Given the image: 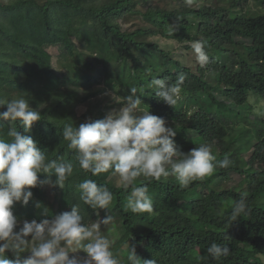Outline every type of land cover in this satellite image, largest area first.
Returning <instances> with one entry per match:
<instances>
[{
    "label": "trees",
    "instance_id": "16d2710c",
    "mask_svg": "<svg viewBox=\"0 0 264 264\" xmlns=\"http://www.w3.org/2000/svg\"><path fill=\"white\" fill-rule=\"evenodd\" d=\"M199 39L209 55L203 67L187 44ZM181 73L186 79L175 106L148 87L153 78L172 83ZM132 87L142 109L176 130L181 152L209 142L217 160L232 161L186 188L171 176L138 177L136 186L148 185L153 213L125 211L130 189L119 186L111 169L97 176L80 169L62 137L65 124L78 127L118 111ZM20 95L33 110L44 105L41 120L28 132L19 121L0 120V132L15 127L48 160L62 157L73 166L62 189L38 184L29 189L27 206H13L20 226L79 205L87 225L114 217L102 230L121 264L127 242L142 261L156 264H264V0H0V98ZM84 179L112 192L107 210L80 201L77 185ZM244 193L247 212L234 219ZM213 242L226 244L230 254L211 258Z\"/></svg>",
    "mask_w": 264,
    "mask_h": 264
},
{
    "label": "clouds",
    "instance_id": "9594fccd",
    "mask_svg": "<svg viewBox=\"0 0 264 264\" xmlns=\"http://www.w3.org/2000/svg\"><path fill=\"white\" fill-rule=\"evenodd\" d=\"M197 63L203 67L209 62L204 39L187 42ZM186 76L181 73L175 82L167 78H153L148 87L166 105L175 106L181 99L182 84ZM131 95L122 99V107L111 111L103 119H88L78 127L65 124L62 129L67 148L75 153L80 169L92 176L112 170L118 184L130 189L125 211L134 214L153 213V202L147 184L136 186L138 177L159 180L173 177L181 188L195 180L211 175L214 170L228 168L232 161L225 157L217 160L213 145L209 142L183 153L175 143L176 130L167 126L163 117L153 115L140 106L142 101L136 87L130 88ZM0 120L19 121L28 132L35 122L41 120V104L37 110L29 107L23 96L12 99L0 98ZM3 129V125H0ZM46 178L39 180V174ZM73 173L71 163L62 157L48 160L37 142L30 135L20 134L10 126L7 133L0 132V264H121L112 251L113 241L101 230L114 221L112 215L87 225L82 222L79 205H72L50 219L21 221L13 213L19 203L27 206L32 198L31 188L40 185L63 188ZM54 177V179H53ZM79 199L93 210L108 209L113 194L106 186L98 185L93 179H84L77 185ZM246 193L235 202L232 216L235 219L247 212ZM37 209L42 206L35 204ZM47 209L43 215L47 214ZM18 231H14L17 229ZM30 238V239H29ZM127 264H156L155 259L141 260L135 245L127 242ZM82 251L86 257H69V253ZM6 252L14 254L13 259ZM27 254V255H25ZM207 254L213 259L230 254L226 244L211 243Z\"/></svg>",
    "mask_w": 264,
    "mask_h": 264
},
{
    "label": "rangeland",
    "instance_id": "374dc122",
    "mask_svg": "<svg viewBox=\"0 0 264 264\" xmlns=\"http://www.w3.org/2000/svg\"><path fill=\"white\" fill-rule=\"evenodd\" d=\"M154 41L158 42L159 44L163 45L166 41L164 40H161V39H154ZM75 43H77V41H75ZM51 52L54 54V55H58V52L56 49H52ZM226 59L225 57H222V60ZM99 109H96V112H98ZM234 181H237V179H234ZM102 230V229H101ZM103 231V230H102ZM80 258H85V257H80Z\"/></svg>",
    "mask_w": 264,
    "mask_h": 264
}]
</instances>
